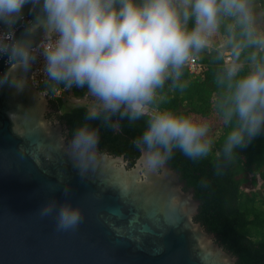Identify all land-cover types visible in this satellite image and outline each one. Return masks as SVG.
<instances>
[{"label":"clouds","instance_id":"9594fccd","mask_svg":"<svg viewBox=\"0 0 264 264\" xmlns=\"http://www.w3.org/2000/svg\"><path fill=\"white\" fill-rule=\"evenodd\" d=\"M25 5L32 20L25 21ZM0 24V57L25 70L42 57L53 85L86 87L95 98L88 120L109 123L117 114L139 119L169 81L184 86L180 78L193 56L215 49L218 59L229 57L216 75L224 89L216 107L225 124H234L222 154L230 156L264 131V27L253 0H0ZM248 49L254 51L245 55ZM242 57L251 65L244 76ZM209 132L207 121L156 109L134 141L140 164L163 167L176 148L205 157L213 146ZM98 143L99 130L88 124L73 135L68 152L81 176L95 166ZM39 211L55 214L58 230L75 229L84 218L70 200L51 199Z\"/></svg>","mask_w":264,"mask_h":264},{"label":"water","instance_id":"95a60500","mask_svg":"<svg viewBox=\"0 0 264 264\" xmlns=\"http://www.w3.org/2000/svg\"><path fill=\"white\" fill-rule=\"evenodd\" d=\"M37 66L0 57V264H236L194 222L200 203L167 163L145 169L141 153L128 168L124 157L96 149L81 176L64 127L47 118L50 98L32 82ZM51 199L70 200L83 221L58 230L55 214L39 211Z\"/></svg>","mask_w":264,"mask_h":264},{"label":"trees","instance_id":"16d2710c","mask_svg":"<svg viewBox=\"0 0 264 264\" xmlns=\"http://www.w3.org/2000/svg\"><path fill=\"white\" fill-rule=\"evenodd\" d=\"M254 1L260 26L264 27V0ZM215 39L218 43V37ZM252 51L254 49H248L245 55ZM260 55L264 56V52ZM195 57L202 67L201 72L191 74L184 66L180 78L184 86L172 87L169 81L159 91L156 104L150 110L188 116L197 122L207 121L210 124L208 135L213 140L212 150L205 157L193 159L176 148L166 163L185 184L184 191L192 190L195 200L200 203L194 222L214 235L215 242L236 259V264H264V131L246 146L234 149L230 156L222 154V146L234 127V124H225L216 107L217 98L224 91L216 82V75L226 57L218 59L215 49L205 50ZM241 59L244 66L239 75L244 76L251 71V65L245 57ZM60 88L66 89L71 98H93L86 87L68 88L52 82L43 85L40 92L53 93L54 89ZM50 103L68 139L88 124L99 130L97 150L100 153L124 157L128 168H132L141 156L134 141L146 130L151 117L143 115L137 120H129L117 114L109 123L103 119L88 120L89 107L85 105L62 112L61 100L50 99ZM217 133L218 138L214 139Z\"/></svg>","mask_w":264,"mask_h":264},{"label":"built area","instance_id":"2783aa9c","mask_svg":"<svg viewBox=\"0 0 264 264\" xmlns=\"http://www.w3.org/2000/svg\"><path fill=\"white\" fill-rule=\"evenodd\" d=\"M37 60H38V66L36 68V71H34L32 73V82H33L34 86L40 91V88L45 84H49L50 81L48 80V78H47V76L43 70V68H44L43 58L40 57ZM185 67H187V69L189 70V72L191 74H195V75H198L202 70L201 65L198 63V58L195 56H193L186 63ZM42 95H44L45 97H48L50 99H53V100H61L62 102H64L65 97L67 95L70 98L69 101H73L76 104H80L81 102H83L89 98V97H84L81 99L71 98L67 94V90L63 89V88L54 89L53 93H50L49 91H43ZM89 101H91V100H89ZM153 113H154V111L149 109L144 115L152 117Z\"/></svg>","mask_w":264,"mask_h":264},{"label":"rangeland","instance_id":"374dc122","mask_svg":"<svg viewBox=\"0 0 264 264\" xmlns=\"http://www.w3.org/2000/svg\"><path fill=\"white\" fill-rule=\"evenodd\" d=\"M253 11L254 13L256 14L257 16V19H258V23L260 24V17L258 16V7H257V3H255V1L253 0ZM218 39L220 40V37L218 36ZM226 57V61L229 59V57L227 55H225ZM69 97L66 95L65 97V100L63 102V109H62V112L63 111H69L71 109H73L74 107H77V106H80V105H85L87 107H89V110L90 108L95 104V98H88L86 99L85 101L81 102L80 104H76L75 102L73 101H69ZM91 100V101H89ZM218 138V133L216 134L215 138L214 139H217ZM260 185H262L261 181L259 180V186L258 188H260Z\"/></svg>","mask_w":264,"mask_h":264},{"label":"flooded vegetation","instance_id":"af4514ba","mask_svg":"<svg viewBox=\"0 0 264 264\" xmlns=\"http://www.w3.org/2000/svg\"><path fill=\"white\" fill-rule=\"evenodd\" d=\"M49 103H50V101H49ZM49 110H50V112L48 113V115H47V118L50 120V121H52V122H56L57 120H56V117H55V114L57 113L56 112V110H55V108L53 107V105L50 103V106H49ZM61 113V112H60ZM59 113V114H60ZM58 122V121H57ZM66 139L67 140H71V139H68V137H66ZM102 154V153H101ZM105 155V154H104ZM140 158V157H139ZM138 158V159H139ZM137 159V160H138ZM137 162V161H136ZM136 162H135V164H136ZM128 163V162H127ZM158 168H161V167H158Z\"/></svg>","mask_w":264,"mask_h":264}]
</instances>
